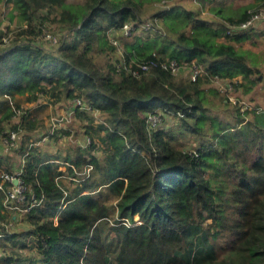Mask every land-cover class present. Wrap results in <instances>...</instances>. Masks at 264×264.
I'll list each match as a JSON object with an SVG mask.
<instances>
[{
  "label": "trees",
  "instance_id": "trees-1",
  "mask_svg": "<svg viewBox=\"0 0 264 264\" xmlns=\"http://www.w3.org/2000/svg\"><path fill=\"white\" fill-rule=\"evenodd\" d=\"M6 1L20 23L15 37L0 29V133L21 108L16 95L52 91L89 109L75 110L86 113V141L52 151L28 148V140L15 149L27 152L26 199L43 193L44 201L25 214L26 229L0 236V264H264V110L233 104L232 122L206 114L212 97L229 102L216 79L243 94L264 91L263 63L247 57L260 52L237 47L257 44L264 30L254 24L226 33L264 0L236 15L217 9L215 21L160 0H83L74 10L66 0ZM48 18L62 31L45 45L35 39ZM125 22L134 26L128 35ZM120 47L126 61L175 59L202 71L191 79L158 64L136 77L119 67L113 51ZM157 107L179 120L177 129H148L146 117ZM28 116L22 121L30 124ZM180 136L194 137L191 148ZM1 154L0 169L7 159ZM51 160L67 162L63 171L72 175V166H92L86 178L65 184L56 224L62 169ZM12 219L0 201V229Z\"/></svg>",
  "mask_w": 264,
  "mask_h": 264
},
{
  "label": "rangeland",
  "instance_id": "rangeland-1",
  "mask_svg": "<svg viewBox=\"0 0 264 264\" xmlns=\"http://www.w3.org/2000/svg\"><path fill=\"white\" fill-rule=\"evenodd\" d=\"M73 0L66 1L70 5L72 10L78 9V5L80 3H74L72 2ZM167 4H176L180 3L184 5L188 9H193L197 11L198 7L200 9V16L203 18H209L210 15L208 14L209 8L212 5H219L218 7L211 8L210 11L213 12L215 10H219L220 13H225L227 11L228 14L236 15L242 12L248 5L247 3L250 2L251 0H235L236 4H230L227 2L228 0H167ZM255 1V0H253ZM155 2V1H154ZM82 3V2H81ZM228 3V4H227ZM261 3V2H259ZM152 4V2H151ZM154 4V3H153ZM158 4V3H156ZM156 4L154 5H148L146 6L147 11H146V16L152 17L153 12L156 10ZM154 6V8L152 7ZM214 7V6H213ZM5 9L6 5L3 3H0V29L3 31H11L10 36H13L14 30H16L17 26H19V21L16 19H10L6 17L5 14ZM222 9L225 11L223 12ZM253 9V8H251ZM250 9V10H251ZM209 11V12H210ZM226 14V13H225ZM220 15V14H219ZM212 20H214L213 16ZM215 21V20H214ZM2 23V24H1ZM36 23V21H35ZM174 23V21H173ZM43 27L41 32L37 33L36 41L37 42H42L47 44V41H43L46 39L44 35L46 33H49L52 37H57L59 36L60 32L62 31V28L60 27L61 24L57 23L54 19L48 18L43 20ZM175 24V23H174ZM255 27L258 30H264V21L256 22ZM45 29V30H44ZM13 30V31H12ZM67 33V31L65 32ZM63 34V33H62ZM15 37V36H13ZM219 39H221L219 37ZM256 39V38H255ZM259 40V41H258ZM257 44H252L251 41L246 40L243 41L241 44L237 43V47L241 48H248L251 49L252 51L255 52H260V54H254L250 51L247 53V57L251 62H262V69L264 70V34H260L257 37ZM171 46L167 48V52L171 51ZM120 51H122L121 47L118 50L113 51L114 57H120ZM262 52V54H261ZM182 76L190 77V66L185 65L179 72ZM175 73V74H178ZM229 79H224V80H219L216 79L213 81V85L215 87H218L219 90L225 91L228 95V103H222L221 99L217 97H212V100L210 103H208V111H207V116H213L215 118H220L221 120H228V121H234L235 116L233 114L232 108L233 104L240 105L241 108L245 107H258L259 110H264V91H258V90H253L250 93L243 94L239 89L235 90L233 86L230 85ZM224 93V92H223ZM18 97L20 106L22 110L25 112H29V120L30 124L23 122L22 121V114H19L15 117H12L9 121L6 122L5 125H9L10 127L12 125H19L20 129V136L18 139V145L16 147L12 146H6L0 143V150L3 151H10L11 154L7 155V159L3 161L1 169H12L14 170L15 168L12 167V162L15 163V157L20 160L19 154H17L15 149H18L22 143L27 142L28 140L33 141L36 143L38 147H40L43 150H65L67 147H73L76 143H82L84 142V132L83 129L84 127L82 126V123L87 122V117L86 113L83 118V114H80L78 116L76 113L72 114L70 118L68 119H62L60 122L56 123L55 125L57 128L53 131V133H49V123H51V118L58 116H67L68 111H72L73 108V100L71 99H66L64 96L58 97L52 93V91H49L47 93H41L38 94L37 98H31L28 95V98H25V95H16ZM75 108V106H74ZM160 108V107H158ZM161 109V108H160ZM81 109H79L80 111ZM83 111V110H82ZM78 112V111H77ZM95 115L98 116L96 113ZM163 116V115H162ZM79 117L83 118L82 120H79ZM95 120H97V117L95 116ZM209 118L207 117L205 119V131L207 133H210V127H209ZM179 120L172 116L170 113H165L164 119L157 124L155 127H161L164 129H177L178 122ZM151 123V122H150ZM148 129L151 128L147 126ZM155 129V128H154ZM86 134V133H85ZM182 142L185 141L186 148L189 147L191 148L193 144V139L194 137H181ZM186 138V139H184ZM86 141V140H85ZM96 143H98V139L95 138ZM8 153V152H7ZM94 154L100 155L99 150H95ZM57 164H61L59 168H63L64 164L57 162ZM0 169V170H1ZM2 171H0L1 173ZM62 181V180H61ZM70 179L63 180L62 183H65L66 185L71 184ZM104 196H107L108 200H112L111 194H104ZM2 198H3V193H2ZM1 201V199H0ZM11 214L15 215V218L12 219L10 222L11 224L9 225V231H20L23 229H26L28 226L27 218L25 214L23 213H18L16 212H10ZM9 214V213H8ZM9 220H6L8 222ZM1 250V249H0Z\"/></svg>",
  "mask_w": 264,
  "mask_h": 264
},
{
  "label": "built area",
  "instance_id": "built-area-1",
  "mask_svg": "<svg viewBox=\"0 0 264 264\" xmlns=\"http://www.w3.org/2000/svg\"><path fill=\"white\" fill-rule=\"evenodd\" d=\"M167 0H160L158 2L159 5L162 6H168ZM264 21V7L253 9L249 16L242 22H240L237 26L234 24L228 23V28L226 29V33L231 32V28L237 29H248L251 26H253L256 22ZM146 25V24H144ZM134 28L133 24L131 22H125L121 30L124 35H128L131 30ZM45 30V29H44ZM46 39H52V41L55 43L58 39L55 37H52L49 33H46L44 35ZM109 39L111 40V43L118 46V40L115 36L109 35ZM4 41L3 43L7 42L6 36L2 38ZM117 48L116 50H118ZM119 60V67L125 69L133 76H140L141 74L147 72L148 70L152 69L156 65H160L161 67L170 70L171 73L175 74L178 73L183 67H185L184 64H181L177 62L175 59L170 60H162V61H155L152 59H131L129 61L125 60V57L120 51V57H117ZM202 69L197 66L195 63H192L190 66V78L195 79L198 73H200ZM75 106V108H74ZM81 100L78 98H74L73 100V110L68 111L67 116H55L51 118V123H49V133H53V131L57 128L55 125L56 123L60 122L62 119H68L71 117L72 114L75 113L76 108L79 109H89L88 106L83 107ZM161 108V107H160ZM155 108L153 111L149 112L146 117L147 126L154 128L157 124H159L162 121V117L165 115V112L163 111V108ZM25 111L22 110V108L17 109L16 113L19 115L21 113H24ZM163 115V116H162ZM15 117V116H14ZM98 118V116H96ZM151 122V123H150ZM17 127H10L9 125H5L4 128L1 130L0 133V143L6 146H12L16 147L18 145V139L20 136V129ZM31 145H36L35 142L30 140V143L28 145V148ZM192 156L196 155V152L192 150ZM27 155V152H23L20 156L19 160V167L13 171L4 170L0 173V192L3 193V198H1V203L3 206L4 211L9 213V215H12V218H15V215L11 214L10 212H18L26 214L29 210H31L34 207H37L41 205L44 201V194L41 193L39 196H36L35 194H31L29 199H26L25 195V189L27 187V184L22 176L23 166L25 163V157ZM54 163H61L59 160H51ZM64 166L67 165V162H62ZM61 165V164H60ZM74 169V173L77 175H72L71 173H65L64 167L60 168L62 171L55 176L56 182L59 184L60 188L63 191V196L61 200V206L59 207L56 214L53 216V222L54 224L57 223V217L60 209L65 205L66 200L65 197L67 196L68 190L66 189L65 183H62L63 180L70 179L73 181H81L82 179L86 178L91 170L92 166L90 164H85L84 168L81 171H78L74 166H72ZM80 176V177H78ZM62 180V181H61ZM9 220L8 222H3L4 229H0V236H2L3 232L5 230L9 231V225L11 224Z\"/></svg>",
  "mask_w": 264,
  "mask_h": 264
},
{
  "label": "crops",
  "instance_id": "crops-1",
  "mask_svg": "<svg viewBox=\"0 0 264 264\" xmlns=\"http://www.w3.org/2000/svg\"><path fill=\"white\" fill-rule=\"evenodd\" d=\"M66 1H69V0H66ZM72 2H74V3H81V2H83V0H73ZM227 2L229 3V5L230 4H236L235 3V0H228ZM259 2H260V0H255V1L251 0L250 2L247 3V5H248L247 6V10H250L251 8H254L255 6H257L259 4ZM0 3H3L4 5H6V9H5L6 12H5V14H6V17L7 18H10L11 20L14 18L17 21H19V18L17 16V10L15 9L14 4L11 1L0 0ZM218 6L219 5H212V6H210L209 11H210L211 8H215V7H218ZM150 7H151V5H150ZM197 11L200 12L199 7H198ZM209 11H208V14L207 15L213 16L214 20H216V19L219 20L222 17V15H219V14L216 13V10L213 11V12H211V11L209 12ZM222 11L225 12L223 9H222ZM225 13H227V11ZM210 16H209V18L207 17V19L212 20V17H210ZM219 37L221 39H223L224 36H223V34H221ZM219 37H218V39H219ZM221 39H219V40H221ZM0 152H2L1 155L11 154L10 151H8V150L5 151V149H3V151L0 150ZM14 157H15V163L12 162V167L15 168V169H17L19 167V159L17 158V156H14ZM19 157H21V156L19 155ZM4 170L13 171L12 169H7V168L6 169H2L1 171H4Z\"/></svg>",
  "mask_w": 264,
  "mask_h": 264
}]
</instances>
